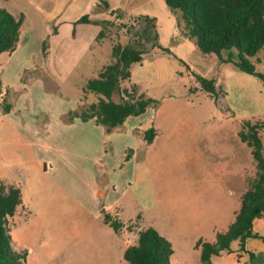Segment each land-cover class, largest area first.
Here are the masks:
<instances>
[{"label": "rangeland", "instance_id": "374dc122", "mask_svg": "<svg viewBox=\"0 0 264 264\" xmlns=\"http://www.w3.org/2000/svg\"><path fill=\"white\" fill-rule=\"evenodd\" d=\"M0 5L24 14L17 47L0 54V90L9 91L0 95V179L23 185L24 206L10 217V226L20 243L36 247L34 259L48 228L106 231L98 207L108 201L101 186L109 184L139 200L141 208L130 215L142 210L145 227L158 223L162 228L160 222L170 219L178 225L173 201L196 194L198 200L220 201L235 217L258 175L252 149L239 135L245 121L262 124L264 145V83L257 75L204 52L166 0H0ZM86 13L91 22H76ZM144 16L155 19L157 43L146 44L144 59L132 64L131 77L122 80L115 99L133 84L157 98V106L138 116L144 120L149 113L148 127L154 125L157 135L140 142L135 131L134 138L104 139L100 148L98 129L72 124L67 112L98 99L85 91L86 81L110 61L115 41L127 43L147 24ZM102 28L105 34L99 36ZM261 54L262 63L251 59L264 72ZM198 75L215 78L216 97L201 86ZM98 151L114 154L121 168L111 170L97 158ZM129 153L135 157L127 162ZM127 215L122 218L128 220ZM57 218L64 224L48 223ZM253 261L264 264L259 257Z\"/></svg>", "mask_w": 264, "mask_h": 264}, {"label": "trees", "instance_id": "16d2710c", "mask_svg": "<svg viewBox=\"0 0 264 264\" xmlns=\"http://www.w3.org/2000/svg\"><path fill=\"white\" fill-rule=\"evenodd\" d=\"M172 10L179 13L184 22L187 34L196 37V41L204 52H214L221 60L233 62L240 69L257 75L264 83V72L257 70L251 59L264 48V0H166ZM107 3V2H106ZM146 23L134 33L132 40L123 44L113 43L111 59L85 83V91L98 94V99L84 102L78 108L67 112V119H94L104 124L107 131L124 124L129 115H137L146 111L149 106H157L159 100L145 92H138V86L123 88V98L113 99L114 91L121 88L123 79L131 77V66L142 61L146 52V44L152 40L157 43L156 22L151 16H144ZM24 14L15 15L0 5V54L13 51L21 38V26ZM91 22L89 14L81 15L76 22ZM154 29V30H153ZM105 31L100 29L99 36ZM257 62V59L255 60ZM201 86L212 96L218 95L215 78L197 76ZM1 88V80H0ZM87 95V94H86ZM5 108L10 109V104ZM260 122H244L239 135L242 141L251 147L257 160L258 175L241 197V205L235 213V219L227 230L219 231L216 241L203 238L197 240L201 246L202 264H213L212 256L231 248L235 239H240L242 247L248 237L264 235L255 231L253 220L264 214V145L259 127ZM147 142H152L157 135L154 125L145 129ZM130 153L126 155L128 158ZM22 203L20 186L5 183L0 179V264H26L27 250H17L13 244L9 217ZM106 222L115 230H120L123 223L111 213L103 209ZM138 242L125 248L124 255L129 264H171L174 251L172 242L163 236L155 227L147 226L139 230ZM253 255V254H252Z\"/></svg>", "mask_w": 264, "mask_h": 264}, {"label": "crops", "instance_id": "0c3cea01", "mask_svg": "<svg viewBox=\"0 0 264 264\" xmlns=\"http://www.w3.org/2000/svg\"><path fill=\"white\" fill-rule=\"evenodd\" d=\"M262 51H264V48L255 56L259 63H262L263 60L261 58ZM8 92V88L2 87L0 95L3 97V95H7ZM116 92L117 91H114L113 93V99H115ZM147 110L148 109L143 113H147ZM143 113L140 114L142 115ZM140 114L129 115L124 124L116 127L110 132L106 130L105 125L97 123L94 119L82 120L76 118L71 123H79L80 121L84 124H89L90 128L92 126L94 130L98 129L100 132L98 146H100V148L102 147L104 139L109 138L112 140L126 136L134 138L135 131H138L137 136L140 142H147L144 131L148 128L151 116L148 113L147 118L141 120L138 117ZM77 138L81 140L86 137ZM88 138L94 139L95 137L90 135ZM134 147L135 146H133V148ZM99 153L98 151L96 154L97 158L104 159L103 162H105L111 170L117 167L121 168L122 161H120V159L115 160L116 157L114 154ZM133 157H135V154H131V156L126 159L127 162ZM256 171L257 166L255 172ZM234 173L236 174V169ZM237 175L240 176V165H238ZM2 180L4 179L2 178ZM110 180H112V178H110ZM4 182L20 186L22 191V203L17 207L18 210L20 206H24L25 192L23 185L19 182H8L6 180H4ZM101 191L106 195L108 203L105 201L103 203V208L100 207L99 209L98 207V210L103 214L104 209L115 218L120 219L123 223L120 230H115L105 219L104 222L109 228L103 232L66 231L64 227H60L57 231H52L48 228L42 233L40 248H38L37 252L39 256L37 259H34L33 254L36 247L31 241L20 243L10 226L14 247L19 251H28L26 264H129V261L125 258L124 251L128 245L138 242V232L145 227L142 226L141 222L145 218V215L142 213V210H140V213L131 216L130 213L133 212V209L136 210L139 209V207L141 208L140 204H138L139 200L137 198L129 199L123 196V194H119L118 189L114 188V185L112 186V184H109V188L107 189L101 186ZM93 195H95V193H93ZM198 198L199 196L196 194L191 197V200L183 202L182 200L173 201L174 205L171 206V212L174 217L177 218L179 222L178 225L175 226L172 219L168 220V224L160 222L162 228L158 223L149 225L155 227L163 236L172 242L174 251L171 255V264H202L201 246L196 244L197 240L203 238L209 241H216L218 232L227 230L235 219V217L233 218L227 215L226 205L220 201L211 202L208 199L202 198L198 200ZM17 210L12 215L13 217ZM28 213L30 214L31 210H28ZM125 213L128 214V220L122 218V215ZM10 217L9 225L11 222H14L10 220ZM61 220L62 218H57L56 221L48 220V223L55 225L64 224V221ZM130 222L134 223L131 224ZM253 228L261 235H264V214L253 220ZM123 236H125L126 242L122 239ZM256 257L264 261V239L260 237H248L244 247H242L241 240L238 238L232 241L229 250H224L220 254H214L212 256V263L255 264L253 260ZM249 259H252V261H249Z\"/></svg>", "mask_w": 264, "mask_h": 264}, {"label": "water", "instance_id": "95a60500", "mask_svg": "<svg viewBox=\"0 0 264 264\" xmlns=\"http://www.w3.org/2000/svg\"><path fill=\"white\" fill-rule=\"evenodd\" d=\"M57 18H58V15L55 16V18L52 20V22H55Z\"/></svg>", "mask_w": 264, "mask_h": 264}]
</instances>
